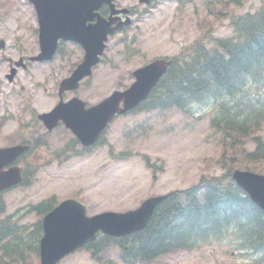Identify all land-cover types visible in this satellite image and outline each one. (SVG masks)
I'll list each match as a JSON object with an SVG mask.
<instances>
[{
  "label": "rangeland",
  "instance_id": "rangeland-1",
  "mask_svg": "<svg viewBox=\"0 0 264 264\" xmlns=\"http://www.w3.org/2000/svg\"><path fill=\"white\" fill-rule=\"evenodd\" d=\"M117 1L123 5L137 4V0ZM260 2L189 0L178 4L175 0H152L143 7V21L135 20L126 31V40L129 42L133 37L135 45H116L115 38L110 43L114 68L106 66L97 70L91 86L83 88L80 96L93 104L117 85L119 88L130 85L132 71L151 59L171 57L203 35L206 42L209 36L230 35V17L253 11ZM25 7V0H0V38L5 40L4 48H0V75L8 69L10 59L19 57L12 47V43L14 48L17 47V39L13 42L15 20L11 17L22 14ZM138 10L142 11V7ZM18 34L24 36L26 31L21 29ZM62 65L53 73L51 81L63 78L68 62ZM36 74L38 81L44 79L38 72ZM4 80L0 79V146L24 138L33 140L38 136H43L46 142L17 162L27 172L26 181L1 195L4 215L17 222L21 235L32 241L35 238V244L31 243L33 247L39 239L32 225L38 216L29 207L49 197H55L57 203L68 197L77 198L85 204L86 214L94 215L134 208L149 196L185 189L201 176L219 175L227 169L232 156L234 168L247 166L249 170L264 173V157L251 161L245 158L246 151L254 148L250 138L234 150L229 141L210 125L214 99L191 102L187 105V112L157 108L119 116L104 134L105 143L77 155L76 149L64 145L66 131L45 133V128L35 119L36 113L48 110L56 99L53 82L46 83L53 93L46 96L41 91L26 104L25 94L31 89L27 79L24 81L28 89L16 93ZM259 134L264 140V127ZM222 153L226 154L225 160L221 159ZM146 158L154 165L156 180L152 179L151 168L145 165ZM119 253L118 247L109 246L100 253L101 261L98 262L82 249L65 256L58 264H127L120 259ZM31 259L33 263L38 262L32 250L27 256V260ZM255 260L256 255L224 242L220 245L204 244L195 250L176 251L151 262L134 264H260Z\"/></svg>",
  "mask_w": 264,
  "mask_h": 264
},
{
  "label": "trees",
  "instance_id": "trees-1",
  "mask_svg": "<svg viewBox=\"0 0 264 264\" xmlns=\"http://www.w3.org/2000/svg\"><path fill=\"white\" fill-rule=\"evenodd\" d=\"M229 25L230 35L210 36L208 43L197 39L171 58L141 108L187 112L191 102L214 99L210 125L234 150L250 138L255 147L246 151L245 158L251 161L264 157V140L259 134L264 127V0L253 11L230 17ZM233 158L229 157L221 174L201 176L193 185L170 192L141 231L118 239L100 236L90 244L94 256L109 242L119 245L120 258L129 263L229 242L264 264V212L232 181ZM51 205L52 198H48L31 209L42 213ZM3 211L0 200V249L7 257L5 264L18 259L20 264H33L25 252L33 249L34 241L19 234L11 216L2 218ZM39 228L36 222L35 229Z\"/></svg>",
  "mask_w": 264,
  "mask_h": 264
},
{
  "label": "water",
  "instance_id": "water-1",
  "mask_svg": "<svg viewBox=\"0 0 264 264\" xmlns=\"http://www.w3.org/2000/svg\"><path fill=\"white\" fill-rule=\"evenodd\" d=\"M43 33L45 35V29L42 35ZM99 50L100 48L96 50L92 46L89 56L85 57L71 77L62 81L61 86L66 87L69 80H77L88 73L91 64L96 62L95 54ZM168 63L157 59L136 69L133 72L135 81L126 90L114 91L108 98L87 110L82 123L76 121L74 114L70 115L68 124L82 143H93L105 123L116 112L123 113L142 101L165 72ZM120 102L123 103L122 108L119 107ZM62 110L57 107L50 113L39 115V118L51 128L54 125L52 121L62 116ZM22 150V146L0 149V189L20 180L18 168L13 167L6 171L2 168ZM231 175L238 186L264 211V175L241 170H234ZM164 197H149L139 207L125 212L107 211L90 217L85 215V207L81 202L73 199L62 201L42 218L44 234L39 243L40 264H55L66 254L93 240L99 230L109 236L120 237L144 228L152 211Z\"/></svg>",
  "mask_w": 264,
  "mask_h": 264
},
{
  "label": "flooded vegetation",
  "instance_id": "flooded-vegetation-1",
  "mask_svg": "<svg viewBox=\"0 0 264 264\" xmlns=\"http://www.w3.org/2000/svg\"><path fill=\"white\" fill-rule=\"evenodd\" d=\"M33 13L31 12V15ZM30 51H36L37 47L35 46L34 43H31L29 46ZM81 49L80 46L77 44H74L72 42H67V41H59L58 45V54L59 57H72L75 55L80 54ZM33 54H30L29 56L26 55V60L23 64L22 69H18L16 72V77L15 78H20L21 77V71L25 72V77L28 79L27 82L32 86V89L29 91V95L27 97L28 103L29 100H31L34 96L39 95V93L42 91L43 94L47 96L48 93V87L46 86L47 80H48V63L46 61H41V62H31L32 60L30 57ZM36 72L39 73L42 79L41 81H38L37 74ZM19 87L23 89V85L19 84ZM25 90V88H24Z\"/></svg>",
  "mask_w": 264,
  "mask_h": 264
},
{
  "label": "bare ground",
  "instance_id": "bare-ground-1",
  "mask_svg": "<svg viewBox=\"0 0 264 264\" xmlns=\"http://www.w3.org/2000/svg\"><path fill=\"white\" fill-rule=\"evenodd\" d=\"M210 96H211V95H210ZM211 97H214V98H215V96H213V95H212ZM217 97H218V96H217Z\"/></svg>",
  "mask_w": 264,
  "mask_h": 264
}]
</instances>
